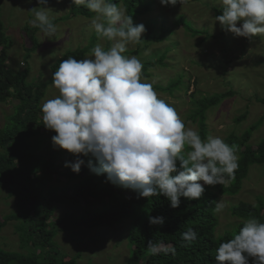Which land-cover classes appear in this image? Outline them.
I'll use <instances>...</instances> for the list:
<instances>
[{
    "label": "clouds",
    "instance_id": "clouds-1",
    "mask_svg": "<svg viewBox=\"0 0 264 264\" xmlns=\"http://www.w3.org/2000/svg\"><path fill=\"white\" fill-rule=\"evenodd\" d=\"M31 4V0H27ZM187 0H159L162 7H175ZM221 14L214 17L221 30L250 42L264 35V0H220ZM30 21L45 37H54L57 26L48 0H37ZM96 15L91 27L101 39L111 41L105 50L97 44L91 58L61 59L52 72L55 98L41 104L42 124L55 132L51 142L74 156L65 162L78 174L81 165L96 175L105 174L111 184L138 193L139 197L164 196L172 209L180 198L200 200L205 185H222L235 179L239 168L238 149L219 136L203 140L194 128L186 127L177 110L159 98L151 83L142 81L143 63L128 56L129 45L142 41L144 24H134L126 9L111 0H71ZM38 8V10H37ZM186 146L190 151L186 152ZM186 152V155H185ZM95 160V164L93 163ZM203 183H200V182ZM225 204L217 201L214 211ZM149 225L163 226L165 217L148 216ZM198 238L189 228L181 233L183 247ZM151 255H176L172 244L147 241ZM264 264V222L249 217L233 238L216 248V264Z\"/></svg>",
    "mask_w": 264,
    "mask_h": 264
},
{
    "label": "rangeland",
    "instance_id": "rangeland-1",
    "mask_svg": "<svg viewBox=\"0 0 264 264\" xmlns=\"http://www.w3.org/2000/svg\"><path fill=\"white\" fill-rule=\"evenodd\" d=\"M145 2L152 3L151 10L138 17L135 24L142 23L146 29L152 28L156 37L163 34L162 30L167 31V34L163 35L160 42L146 41V31L140 43L128 46L125 55H135L143 64L157 61L163 56L160 64L146 70L148 76L142 77V81L151 83L159 98L177 110L186 127L198 131L197 124L187 118V114L195 109L194 103L203 98L230 93V96L218 101L205 113L206 135L225 139L230 134L240 136L246 129L252 128L248 143L251 146L260 143L264 139V35L250 42L221 30L214 19L216 10L222 8L220 0H191L178 3L175 7H162L159 0ZM69 4L70 0H48V5L54 10L50 18L60 21L55 24V36L47 38L43 32H31L35 27L30 21L35 17L29 10L39 7L37 0H31V4L27 0H0V19L9 43L6 65L17 74L28 69L27 83L34 87L38 84L46 86L38 108L44 101L58 95V90L52 86L51 77L57 69L52 66L67 52L86 48L87 52L80 59L91 58V50L97 44L105 50L112 45L111 41L99 38L91 27V20L96 14L87 19L73 16ZM119 7L122 5L119 4ZM179 22L187 24L199 34L188 33ZM25 28L31 33L25 32ZM32 33L34 40L31 39ZM173 83L177 87L171 91L168 87ZM157 87L162 89L157 90ZM17 102L0 103V132L12 130L14 122L18 120ZM242 115L244 119L236 122L235 119ZM53 135L55 132L44 127L41 134L25 140L29 144L27 152L45 154V148ZM242 151L243 147L240 148ZM3 152L0 147V154ZM62 152L58 158L64 160L67 152ZM35 162L32 160L29 167ZM263 170L261 165L250 167L238 194L218 199L225 204V208L216 213L217 234L231 230L238 223L230 214L233 205L241 202L255 205L258 199L264 202ZM62 186V183L54 180L48 181L40 187L38 194L48 196L50 190ZM92 209L99 212L104 206ZM80 212V208L70 205H57L54 208L49 222L54 224L51 229H58L53 233L52 242L59 252L66 258H75L77 264H126L130 256L128 233L133 220L123 219L112 228L61 229V224L57 223L61 216H77ZM21 213L18 200L0 189V219L7 220L0 231V249L11 254L28 255L29 245H23L22 233L18 230L22 221L9 218L11 215L20 217Z\"/></svg>",
    "mask_w": 264,
    "mask_h": 264
},
{
    "label": "trees",
    "instance_id": "trees-1",
    "mask_svg": "<svg viewBox=\"0 0 264 264\" xmlns=\"http://www.w3.org/2000/svg\"><path fill=\"white\" fill-rule=\"evenodd\" d=\"M145 1L111 0L126 9V14L132 16L134 24L138 17L144 16L151 10L152 3ZM69 6L73 16L87 19L95 15L84 6L71 5V0ZM221 11L222 8L217 9L216 16L221 14ZM59 21L60 19L52 20V23L56 24ZM151 24L150 22L149 25ZM178 24L188 33L199 34L183 22ZM24 30L27 33L42 32L37 27L31 32L27 31V28ZM162 31L163 34L156 37L152 28H148L144 40L160 42L163 35L167 34V31ZM33 33L32 40H34ZM8 48L9 43L0 19V103L18 101L16 106L18 120L14 122L12 130L0 132V147L4 150L3 154H0V189L6 190L9 197H15L20 203L22 211L20 217L11 215L9 218L22 221V224L18 226V230L22 233L21 241L23 245H29L30 248L28 255L11 254L0 249V264H77L75 258L64 257V254L59 252L52 242L53 233L58 229H51L54 224H50L49 219L57 205H70L81 209L77 216L65 214L60 217L57 223L61 224V229L65 231L80 227L112 228L123 219L131 218L133 222L128 233L130 256L126 264H216V248L221 242L233 238L244 220L254 216L264 222L262 199H258L255 205L241 202L230 208L231 216L236 218L238 223L221 235L216 233L218 217L214 209L218 199L222 196L238 194L250 167L261 165L264 168V139L256 146H251L248 142L251 139L252 128L246 129L240 136L230 134L224 139L226 143L235 145L238 149L237 155L240 159L235 179H228L224 184L214 187L205 185V193L200 200L181 197L180 206L176 209H172L169 201L162 195L150 198L139 197L136 192L108 182L105 174L91 173L86 167L91 157H81L85 160V165H81L78 174L73 173L64 165L65 162H74L76 158L69 153L65 154L64 160L58 158V155L63 154V150L54 146L52 142L47 144L45 154L27 152L29 144L25 143V140L41 134L44 128L41 107L38 108V103L44 96L46 86L38 84L34 87L33 84L27 83L25 79L28 69L21 74L14 73L10 69L6 65ZM86 52V48L67 52L62 59L69 56L80 59ZM162 61L163 56L157 61L144 63L142 77L148 76L146 70ZM59 63L60 61L52 67L57 69ZM176 87L177 84L173 83L168 88L172 91ZM227 96H230V93L203 98L194 103L195 109L187 114V118L197 124L198 132L203 140L207 137L205 113ZM244 117L242 115L235 121L240 122ZM242 147L243 151L240 152ZM187 151L190 149L186 146ZM32 160L36 162L29 167ZM93 163L95 164L94 159ZM53 180L62 183L63 186L60 189L50 190L48 196L38 194L43 184ZM98 206H104V209L99 212L90 210ZM148 216H163L165 223L163 226H150ZM6 221L5 218L0 219V231ZM189 228L197 231L198 238L190 246L183 247L181 233ZM148 240L174 245L176 255L164 252L155 256L151 255L147 248ZM252 260L253 258H249V264H252Z\"/></svg>",
    "mask_w": 264,
    "mask_h": 264
}]
</instances>
